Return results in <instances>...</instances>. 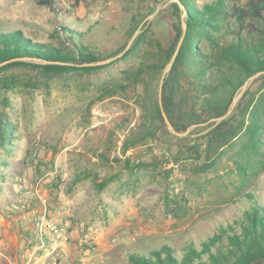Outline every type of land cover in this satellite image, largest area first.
Returning a JSON list of instances; mask_svg holds the SVG:
<instances>
[{"label": "rangeland", "instance_id": "1", "mask_svg": "<svg viewBox=\"0 0 264 264\" xmlns=\"http://www.w3.org/2000/svg\"><path fill=\"white\" fill-rule=\"evenodd\" d=\"M61 1L55 13L34 0H0V32L59 46L67 27L99 62L111 61L90 72L0 71V264H27L40 242L47 264H133L131 255L165 247L180 261L221 227L240 234L245 212L264 206V126L257 149L248 132L263 73L235 92L229 109L247 86L226 128L236 134L218 156L198 130L209 123L181 137L153 113L176 26L186 22L170 10L178 0ZM224 68L243 76L232 63ZM147 120L152 133L143 134ZM19 198L50 212L54 228L35 232L21 221L11 211Z\"/></svg>", "mask_w": 264, "mask_h": 264}, {"label": "trees", "instance_id": "2", "mask_svg": "<svg viewBox=\"0 0 264 264\" xmlns=\"http://www.w3.org/2000/svg\"><path fill=\"white\" fill-rule=\"evenodd\" d=\"M34 1L55 13L65 3L61 0ZM71 3L78 7L79 0H72ZM170 10L178 18L185 13L187 29L184 32L181 24L176 26L175 37L166 54L167 63L179 49L163 84L164 111L180 133L192 126L198 128L209 123L198 130H207L202 138L207 143L208 152L219 156L220 148L236 134L233 130H226L234 114L220 122L215 119L228 113L235 92L245 79L263 73L259 79L264 81V0H214L201 6L195 0H178L171 4ZM62 31L65 36L63 39L58 35L59 46L33 43L21 32H0V71L30 67L48 71L90 72L106 67L90 65L102 59L76 43L72 37L75 32L67 27H62ZM203 40L211 44L206 53ZM38 60L46 64H37L35 61ZM229 63L236 65L243 76L226 71L224 65ZM250 105L251 101L242 111L240 120H245ZM240 107L238 103L235 110H240ZM152 109L165 126L157 96L152 102ZM249 120L250 142L257 149L264 126V94L250 110ZM143 131V134L152 133L148 120L144 122ZM143 134H139L140 137ZM130 145L126 142L124 151ZM238 223L240 234L234 228L228 231L221 227L201 245V250L189 246L180 261L169 247L153 251L150 256L133 254L129 260L133 264H264V206L255 203L250 212H245L244 220ZM224 240L227 241L226 248L222 247Z\"/></svg>", "mask_w": 264, "mask_h": 264}, {"label": "built area", "instance_id": "3", "mask_svg": "<svg viewBox=\"0 0 264 264\" xmlns=\"http://www.w3.org/2000/svg\"><path fill=\"white\" fill-rule=\"evenodd\" d=\"M11 211L14 213H20V217L22 219H26L31 215L34 216L32 222L34 223L33 230L35 232H41L45 225H49L51 228H54L55 221L53 219H48V217H50L48 215H51L50 212H47V210L45 209L43 213L39 212L37 214V211L33 209L31 202L27 198H19L14 204H12ZM40 234L43 235V233ZM39 244L40 245H38V248L29 253L30 259L27 264H47L46 258L38 254V249L41 247H45V244L43 242H40ZM53 264H57L56 259L53 260Z\"/></svg>", "mask_w": 264, "mask_h": 264}, {"label": "water", "instance_id": "4", "mask_svg": "<svg viewBox=\"0 0 264 264\" xmlns=\"http://www.w3.org/2000/svg\"><path fill=\"white\" fill-rule=\"evenodd\" d=\"M184 17H185V14L183 15V18H184ZM183 29H184V32H185V31H186V22H185V21H183ZM178 50H179V49H177V51L175 52L174 56L172 57L171 62L168 64L167 68L165 69L163 79H164L165 76L171 71L172 66H173V64H174V62H175V59H176V57H177ZM110 61H111V60H107V61H104V62H98V63H96V64H90V65H104V64H107V63L110 62ZM260 74H261V73L257 74L255 77L259 76ZM255 77H253L252 79H254ZM163 79H162V81H161L160 88H159V104H160V108H161L162 115H163V117H164V120H165L166 125L168 126L169 131H170L171 133L175 134V135H178V136L184 137V136H186V135L189 133V130H187V131H186L185 133H183V134L178 133V132L174 129V127L172 126V124H171V122H170L168 116L166 115V113H165V111H164L163 103H162L163 81H164ZM246 87H247V86H244V88H243L241 94H239V96L234 100L233 105H232L231 109H229L228 113H227L225 116L221 117V118H217V119H215L216 122H220V121L224 120L226 117H228V116L232 113L234 107L236 106V104H237L238 101L240 100L242 94H243L244 91L246 90Z\"/></svg>", "mask_w": 264, "mask_h": 264}, {"label": "crops", "instance_id": "5", "mask_svg": "<svg viewBox=\"0 0 264 264\" xmlns=\"http://www.w3.org/2000/svg\"><path fill=\"white\" fill-rule=\"evenodd\" d=\"M33 217H34V216H32V215L29 216V217H27L26 219H22V218L20 217V220H21V221H25V222L30 223V228H31V229H34V223L32 222Z\"/></svg>", "mask_w": 264, "mask_h": 264}]
</instances>
